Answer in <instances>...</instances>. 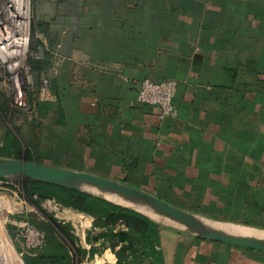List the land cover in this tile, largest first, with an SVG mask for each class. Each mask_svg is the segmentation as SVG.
<instances>
[{
    "label": "crops",
    "instance_id": "obj_1",
    "mask_svg": "<svg viewBox=\"0 0 264 264\" xmlns=\"http://www.w3.org/2000/svg\"><path fill=\"white\" fill-rule=\"evenodd\" d=\"M68 8L73 18L53 13L44 22L66 125L49 115L42 163L121 175L178 208L264 226V0H82ZM145 79L177 82L175 115L161 118L138 101ZM159 223L164 264H264V252ZM116 262L106 250L103 263Z\"/></svg>",
    "mask_w": 264,
    "mask_h": 264
},
{
    "label": "rangeland",
    "instance_id": "obj_2",
    "mask_svg": "<svg viewBox=\"0 0 264 264\" xmlns=\"http://www.w3.org/2000/svg\"><path fill=\"white\" fill-rule=\"evenodd\" d=\"M8 1L0 0V9L2 7L7 9ZM25 2L29 7L27 48L25 53L23 52L24 55L19 63L20 70H17V67L14 69L17 73H14L8 63H3L0 59V145L5 132L10 130L21 142L22 150L17 159L22 160H25V151L32 142L40 143L43 148L47 149L48 139L53 134L51 127L53 119L42 118L35 103L37 100H57L49 88V79L51 76H55L60 65L57 64L58 60H56L55 67L51 68L52 71L50 69L41 72L34 71L28 64L41 55L39 42H45L44 34L40 31L41 23H50L49 18L53 13L57 16L56 21L63 19V13L73 18L74 13L68 7L71 4L80 6L82 0H25ZM2 22H4V19L2 21L1 17L0 23ZM4 24L2 25L4 26ZM74 59L80 61L77 56ZM59 62L63 64L71 63L69 57L68 59L63 58ZM75 81L79 82V79H75ZM77 134L81 135L80 132ZM82 135L84 134L82 133ZM64 157L61 163L64 166L69 165V162L65 161L68 160L67 156ZM111 176L109 175V178L122 180L121 175H118L119 177L117 175H115L116 177ZM232 213L233 218L236 217V213L234 211ZM197 215L203 217L210 224H216L217 226L219 224L218 227L223 224L227 228L222 227L230 231H234L233 228L235 227L238 229L240 227V229L247 230L249 233L253 232V234L264 236V226H250L243 223L244 219L242 218H234L235 221H232L204 214ZM51 216L58 219V221L70 223L74 228V234L78 237V246L87 251L80 258L78 257L75 264H104L103 254L106 250H112L107 247L112 242L109 239L99 238V234L108 232L107 228L95 227V219L92 216L60 205L53 199L39 200L35 197L32 200L26 193L25 177L22 176L0 178V264H15L12 261V256L8 253V248L15 251L19 255L21 263L24 264L22 252L25 250L26 245L37 246L41 241L40 236L28 239L27 234L32 229L40 231L41 225L54 226V223L50 220ZM158 220L169 223L165 218ZM121 228L123 226L119 225L115 231ZM5 238L6 240H4ZM87 239H90L89 243ZM93 247L98 253L91 256L89 252Z\"/></svg>",
    "mask_w": 264,
    "mask_h": 264
},
{
    "label": "trees",
    "instance_id": "obj_3",
    "mask_svg": "<svg viewBox=\"0 0 264 264\" xmlns=\"http://www.w3.org/2000/svg\"><path fill=\"white\" fill-rule=\"evenodd\" d=\"M44 26L42 22L40 31L44 32L47 41L39 42L41 55L28 63L34 71H49L54 63V50L51 46L55 45V41L49 38ZM49 80V88L57 100H37L35 106L42 118L48 119L49 115L55 112L56 125L65 126L63 100L54 87V77L51 76ZM21 150L19 139L10 130L6 131L0 145V156L19 158ZM46 154L47 149L40 143L32 142L25 151L24 159L42 163ZM25 190L32 200L35 197L39 200L53 199L60 205L92 216L95 219V227L107 228L108 232H101L99 238L109 239L112 242L107 247L116 254L115 264H164L160 249L162 225L150 217L83 190L26 177ZM50 220L54 226L40 227L45 234L44 245L36 252H22L24 264H75L78 257L86 254L87 251L78 246V237L74 234V228L70 223L58 221L52 216ZM119 225L123 228L115 231ZM87 242L89 243L90 239H87ZM89 253L94 256L98 252L93 247Z\"/></svg>",
    "mask_w": 264,
    "mask_h": 264
},
{
    "label": "water",
    "instance_id": "obj_4",
    "mask_svg": "<svg viewBox=\"0 0 264 264\" xmlns=\"http://www.w3.org/2000/svg\"><path fill=\"white\" fill-rule=\"evenodd\" d=\"M9 176H22L83 190L134 209L157 222H161L158 219L165 218L170 224L198 238L264 252L263 236L213 227L200 215L178 208L154 193L120 180L102 177L88 171L0 156V178ZM111 197L126 204L117 202Z\"/></svg>",
    "mask_w": 264,
    "mask_h": 264
},
{
    "label": "bare ground",
    "instance_id": "obj_5",
    "mask_svg": "<svg viewBox=\"0 0 264 264\" xmlns=\"http://www.w3.org/2000/svg\"><path fill=\"white\" fill-rule=\"evenodd\" d=\"M8 3H9V5H7L8 8L3 9V11L0 12V18L2 17V21L4 19V22L0 23V59L3 63H8L9 67L15 73L16 72V70H14L15 68L18 67L17 70H20L19 63L27 48V39H26L27 31H28L27 15L29 12V7L27 2H25V0H9ZM2 24H4V26ZM111 198L117 202L125 203L116 198L113 197ZM210 225L222 230H227L224 229L227 227H225V225L223 224H221L220 226L221 227L223 226L224 228L218 227L219 224L218 226L216 224H210ZM233 230L241 231V233L247 232V230L245 231L242 228L240 229V227L239 229L235 227L233 228ZM246 234L256 235L255 233L253 234V232L249 233V231ZM256 236H260V235H256ZM4 240H6V238ZM7 242L9 241L7 240ZM8 249L9 252L8 251L7 252L12 256L13 263L22 264L19 255L15 251L10 250L11 248Z\"/></svg>",
    "mask_w": 264,
    "mask_h": 264
},
{
    "label": "built area",
    "instance_id": "obj_6",
    "mask_svg": "<svg viewBox=\"0 0 264 264\" xmlns=\"http://www.w3.org/2000/svg\"><path fill=\"white\" fill-rule=\"evenodd\" d=\"M5 9L2 7L0 12ZM4 14V13H3ZM177 93V82L174 80H164L161 82L145 79L140 82L138 88V101L142 104L156 107L159 111L160 117L173 116L177 113L174 103ZM41 231V230H40ZM32 229L27 234L28 239L31 237L40 236L41 241L37 246L26 245L25 253L36 252L45 242V234L43 231ZM28 242V240H27Z\"/></svg>",
    "mask_w": 264,
    "mask_h": 264
}]
</instances>
